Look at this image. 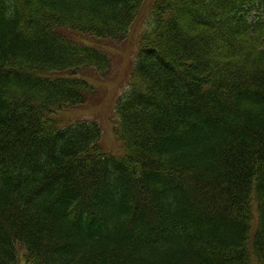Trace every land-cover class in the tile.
<instances>
[{
    "label": "trees",
    "instance_id": "trees-1",
    "mask_svg": "<svg viewBox=\"0 0 264 264\" xmlns=\"http://www.w3.org/2000/svg\"><path fill=\"white\" fill-rule=\"evenodd\" d=\"M145 8L108 146L70 114ZM21 263L264 264V0H0V264Z\"/></svg>",
    "mask_w": 264,
    "mask_h": 264
},
{
    "label": "rangeland",
    "instance_id": "rangeland-1",
    "mask_svg": "<svg viewBox=\"0 0 264 264\" xmlns=\"http://www.w3.org/2000/svg\"><path fill=\"white\" fill-rule=\"evenodd\" d=\"M149 12L150 8L143 10L127 41L114 44L108 50L102 48L107 55H111L109 56L112 61L111 68L107 75L98 81L95 78L85 76L86 81L92 82L91 86L94 88V94L89 97L91 101L88 100L83 108H78L70 114L74 121H94L97 118L108 146L112 145L114 107L117 101L129 91L130 73L135 63V55L139 48L140 39L153 29L151 23H148ZM88 45L97 47L92 43Z\"/></svg>",
    "mask_w": 264,
    "mask_h": 264
}]
</instances>
